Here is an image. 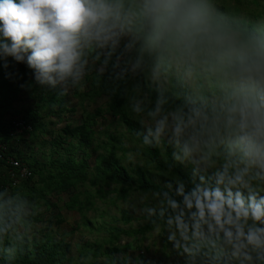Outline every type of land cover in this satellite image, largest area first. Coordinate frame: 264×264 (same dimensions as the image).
<instances>
[{"label":"clouds","instance_id":"9594fccd","mask_svg":"<svg viewBox=\"0 0 264 264\" xmlns=\"http://www.w3.org/2000/svg\"><path fill=\"white\" fill-rule=\"evenodd\" d=\"M121 45L135 50L134 63L121 67ZM90 56L104 67L115 57L118 79L129 63L148 72L156 97L131 98L145 126L136 135L149 148L167 145L174 165H193L146 209L172 247L187 264H264V30L228 23L212 0H0L3 79L23 81V64L35 83L65 85L67 95L69 84L86 85ZM27 204L0 191V244L10 233L22 239ZM3 251L15 258L14 245Z\"/></svg>","mask_w":264,"mask_h":264},{"label":"rangeland","instance_id":"374dc122","mask_svg":"<svg viewBox=\"0 0 264 264\" xmlns=\"http://www.w3.org/2000/svg\"><path fill=\"white\" fill-rule=\"evenodd\" d=\"M212 3L228 23L243 20L256 30L264 29V0H212ZM120 48L124 51L123 45ZM132 52L125 54L132 56ZM89 62L90 71L88 76L84 77L86 85L83 87L77 85L76 88L70 84L67 86L68 93L63 98L66 111L59 110L58 107L51 109L43 100L50 94L59 96L57 93L63 91L65 85H57L53 89L35 83L32 78L28 81L31 89L27 95H23L28 99L25 103L14 104L18 110H21L22 106L24 108L16 117L25 116L27 110L36 111L37 116L33 121L35 125L33 132L6 137L7 149L11 156L20 154L23 163L31 168L35 164L43 165L40 177L45 178L50 173L53 174L52 184H56L62 178L57 172L59 163H64L70 158L78 163L84 153L87 154L88 162L85 169L86 180L77 181L58 195L53 193L46 195L55 205L54 208L46 209L43 202L38 200L39 207L36 213L40 221L26 231V236L28 238L34 236L40 242L51 237L55 242L68 245L71 251L67 256L75 264H81L83 261L88 264H115V260H123L126 264H187V258L167 241L164 224H158L151 231L144 233L121 234L113 245H108V240L116 236L118 231L129 232L146 225V218H150L146 209L152 207L158 209L159 205L154 193L142 191L136 184L125 187L123 192L120 185L102 182L92 185L91 179L97 175L100 168L97 167V157L104 156L110 164L122 167L127 176L135 181L139 179L140 172L146 179L163 186L166 180L177 178L178 175L155 168L142 143L137 141L121 120L111 116L107 97L92 98L89 95L91 77L105 71L101 64ZM143 75L147 84L148 72L143 71ZM136 86V82L132 81L127 89L126 112L138 132L144 133L145 126L139 122L141 117L131 111V104L135 102L131 98L140 100L146 96L140 89L137 91ZM97 110L100 112L92 127L91 145L73 150L77 140L64 130L67 126L70 129L81 126L86 116L94 114ZM146 111L147 108L144 118L145 123H148ZM11 118L13 117L8 113L4 115L7 124ZM158 151L161 164L166 166L167 152L170 153V148L165 145V148H158ZM174 166L186 177L190 176L193 167L191 164ZM36 179L37 175L33 181ZM73 199L76 200V205L69 209L67 206ZM17 232L19 235L23 234V227L18 226ZM10 238L15 239L16 233H11ZM195 264H213V261L198 257Z\"/></svg>","mask_w":264,"mask_h":264},{"label":"trees","instance_id":"16d2710c","mask_svg":"<svg viewBox=\"0 0 264 264\" xmlns=\"http://www.w3.org/2000/svg\"><path fill=\"white\" fill-rule=\"evenodd\" d=\"M230 24L238 25L249 30H256L250 23H246L243 20L235 21ZM118 52L123 53L121 67L125 66L124 61L130 60L132 63L135 62L137 56L135 51L132 52V56L126 55L125 52L122 51V48H119ZM103 59L104 57L101 56V60L95 61V63L101 64L104 67L102 63ZM89 61L92 62L91 56L89 57ZM114 61L115 58H112L107 67H104L105 71L103 73L91 77L92 83L89 95L92 98L99 96L107 97L108 111L111 116L115 119L121 120L127 126V130L135 136L137 141L142 143V137L138 138L136 135L138 129L135 128V124L128 119L126 112L127 89L131 86L132 81H135L136 84L140 86L139 89L141 92L150 96V99L153 102L155 101L156 93L144 82L143 72L138 69L137 72L133 74L130 63L127 65L129 71L122 79H118L117 76L121 69L113 67ZM17 67L21 73L25 74L23 81L12 83L3 79L2 74H0V191L7 188L13 194L20 193L21 197L28 202V214L25 216V222L22 225L24 229V233L20 234L22 239L15 238L11 240L10 233L4 238L3 243L0 244V264H4L5 261H7V264H75L73 263V260L67 256L71 251L68 245L61 242H55L51 237H47L40 242L34 236L28 238L26 236V231L40 221L38 213H36V209L39 207V199L43 202L46 209H52L55 205L47 198V194L53 193L58 195V193L71 187L77 181L86 180L87 172L85 169L88 167L86 159L87 154H82L80 162L78 163L71 158L67 159L64 163H59L57 172L62 178L56 184L51 183V180L54 177L51 173L45 178L40 177V174L43 172V165L35 164V166L31 168L23 163L20 154L14 157L10 155L7 149L6 137L16 134L21 136L33 132L35 130L33 121L35 116H37L36 111L27 110L25 116L16 117V115L21 113L24 108L22 106V109L18 110L14 104L18 102L25 103L28 98H24L23 95H27L29 92V90L21 89L19 84L24 83L25 81L28 82L31 79V71L28 70L25 65L20 64L17 65ZM86 76L88 75L86 74L85 77ZM174 90L182 92L185 89L181 88L179 84H175ZM59 93L60 92L57 94L59 95ZM64 96L65 95L55 96V94H50L43 98V100H45L51 109L58 107L59 110L66 111L65 102L63 101ZM99 112L100 111L97 110L94 114L86 116L83 124L79 127L73 129H70L69 126L66 127L64 131L73 139L77 140L76 144L73 146V150L87 148L91 145V137L93 135L92 127L95 124L96 117L99 116ZM6 113L13 117L9 120L10 122H8V124L4 121V115ZM18 123H20V125H18ZM143 147L157 170L168 171L170 174L178 175V177L183 176L185 179L188 178L180 172L178 167L174 166L169 152H167L168 163L166 166H163L159 160L158 148L153 149L145 145H143ZM11 159L17 161L20 167L27 168L31 173V176L26 179H21L15 184L11 178V174H16L18 169L13 168L10 165ZM96 161L98 162L97 167L100 168L98 169L97 175L91 179L92 185H97L99 182L120 185L122 186V192L126 189L125 187H130L134 184H136L140 190L149 193L165 190L163 186L146 179L140 172L137 181L131 179L127 176L126 171L122 167L110 164L109 160L104 156L100 155L97 157ZM36 175L37 179L33 181ZM70 202L71 203L67 206L69 209L76 205L75 199L70 200ZM146 220L147 224L138 230H132L129 232L118 231L116 236H112L110 240H108V245H113L121 234L144 233L151 231L153 227L158 224H164V221L161 220L158 215L146 218ZM13 245L16 248V252L14 253L15 258L8 260V254L5 253L3 249L12 247ZM81 257L84 258L86 256ZM114 263L126 264L123 260H115ZM81 264L88 263L83 261Z\"/></svg>","mask_w":264,"mask_h":264},{"label":"built area","instance_id":"2783aa9c","mask_svg":"<svg viewBox=\"0 0 264 264\" xmlns=\"http://www.w3.org/2000/svg\"><path fill=\"white\" fill-rule=\"evenodd\" d=\"M18 125H20V123H18ZM10 165L13 168H17V173L16 174H11V178L13 180V182L16 184L19 180L21 179H26L28 177L31 176V173L28 171L27 168L25 167H20L19 163L15 160L11 159Z\"/></svg>","mask_w":264,"mask_h":264}]
</instances>
